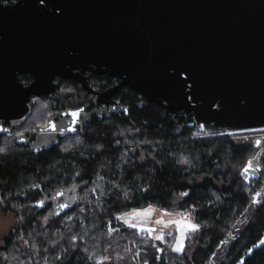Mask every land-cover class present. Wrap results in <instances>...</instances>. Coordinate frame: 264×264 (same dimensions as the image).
I'll return each mask as SVG.
<instances>
[{"label":"trees","instance_id":"trees-1","mask_svg":"<svg viewBox=\"0 0 264 264\" xmlns=\"http://www.w3.org/2000/svg\"><path fill=\"white\" fill-rule=\"evenodd\" d=\"M91 81L102 88L112 79ZM54 95L74 105L89 94L59 79ZM116 96L130 106L127 115L92 121L83 134L64 135L38 152L17 140L23 128L0 133V210L17 218L2 238L0 264H206L263 187V140L235 141L251 131L174 121L155 100L139 106V93L128 86ZM46 101L33 105L22 127L45 121L53 111ZM146 207L190 214L198 228L184 251L122 222L126 212ZM263 234L264 195L217 264H235ZM242 264H264V246Z\"/></svg>","mask_w":264,"mask_h":264},{"label":"water","instance_id":"water-1","mask_svg":"<svg viewBox=\"0 0 264 264\" xmlns=\"http://www.w3.org/2000/svg\"><path fill=\"white\" fill-rule=\"evenodd\" d=\"M86 70L119 82L95 91ZM56 77L95 95L87 113L63 112L61 134L79 125L72 112L88 119L126 109L111 98L120 86L157 101L174 121L262 128L264 0H0V133L26 122L34 96L52 97ZM261 241L264 234L235 264Z\"/></svg>","mask_w":264,"mask_h":264},{"label":"flooded vegetation","instance_id":"flooded-vegetation-1","mask_svg":"<svg viewBox=\"0 0 264 264\" xmlns=\"http://www.w3.org/2000/svg\"><path fill=\"white\" fill-rule=\"evenodd\" d=\"M84 76L87 78L89 87L95 91H102V90H104L108 87H111V86H113L119 82V79L116 77L107 76L104 74H95L91 70H86L84 73ZM97 76L110 77L112 79V81L108 85H106L105 87L97 88L91 83L92 82L91 80ZM59 79H62V78L56 77L57 85H58ZM73 82H78L81 85V83L77 80L73 81ZM120 87H122V86H120ZM83 89H85V88H83ZM117 89H116V91H117ZM85 90L89 94V95H87V98L85 100H82L81 102H79L77 104H74V105H67V104H63L60 101H57L55 99L54 92H53L52 97H47V96L40 97V98L45 99V100L47 99V101H46L47 106H49V109L53 110V111L46 114L45 121L42 124H35L33 126L22 127L26 123L25 122L20 127V128H23V130L20 132V134L16 135L17 140H20V143H22V145L24 147L28 148V150L38 152V151H41L42 149H46V148L52 146L53 144L58 143L59 138H61L64 135L73 134L76 132L83 134L85 128L87 126H89L92 123V121H102L104 119L112 118V117H114V115L121 116V115H127L128 114L130 106L128 104L123 103L121 98L116 96V91H115L114 95H112L111 98L112 99H119L120 103L122 105L126 106V109L120 110L118 112L110 113L109 115H103L101 117L91 115L88 119H86L85 117L80 115V117H78L76 119L79 121V125L74 127L73 128L74 130L66 131V133H64V134H61L63 131H58L56 129L53 130L52 125L56 126L58 124H62L63 121H65V119L69 118L68 115L67 116L63 115V112H66L69 108L85 106L83 109H81V113L85 114L94 107V103L92 102L93 98L95 96L94 93L89 92L87 89H85ZM35 97L36 96L33 97L34 103L32 104V107L35 104ZM138 98H139V100L137 101V104H139V106H142L143 104H145L147 102L143 98H140L139 96H138ZM108 105L111 106V102H109ZM31 114H32V112H31ZM29 117L27 118V120L29 119ZM184 119H187V118H184ZM20 128H18V129H20ZM242 131H244V130H242ZM248 131H251L250 135H248V137H250V141L247 142V140H245L246 143H243L244 145L253 146L254 144H259L260 138L263 140V143H264V127L256 128V129H248ZM263 195H260L258 197L261 199Z\"/></svg>","mask_w":264,"mask_h":264},{"label":"rangeland","instance_id":"rangeland-1","mask_svg":"<svg viewBox=\"0 0 264 264\" xmlns=\"http://www.w3.org/2000/svg\"><path fill=\"white\" fill-rule=\"evenodd\" d=\"M41 99L42 98L36 96L35 97V103L36 102L39 103V101ZM200 129H203V128L200 126ZM208 131L209 130H204V133H207ZM245 140H247V142H249L250 141V137L242 136L241 134H239L238 138L235 141H236V143H246ZM72 141H75V139H73ZM68 144H69V142H68ZM262 184H263L262 189L251 197V200H250L249 204L247 205V207L245 208V210L241 213V215L233 223V226H232L231 230L229 231L228 235L226 236V238L224 240H222L219 243V246L217 247L215 253L210 257V259L207 261L206 264H217L219 262V260L224 256V254H225L226 250L228 249L230 243L232 242L233 238L240 231L242 226L245 224V222L250 217L252 211L255 209V207L260 202V198L258 196L264 194V178L262 179ZM145 210H151V212L153 210V212L151 213V215H147V216H145V215H135V213H142ZM157 211H159V209H156V208L155 209L154 208H151V209L140 208V209L132 210V211L128 212L127 214L125 213L122 217H125L126 222L128 224H132V225L133 224H135V225L136 224H142L141 222H143V221L146 222L148 220H153L154 218L157 219L158 218L157 215H156L157 213L159 214L160 218H163V219L167 218L165 215H163L165 213H160V212H157ZM164 211H169V210H164ZM181 212H182L181 218L178 219V220H174V221H183L185 223V225L187 223H191V224H195L196 225V223L192 220V218H191V216H190V214L188 212H184V211H181ZM160 218L155 220L153 223H150V222L146 223L148 225L143 226V229H152L154 231V228L158 227L157 224L158 225H161V223L162 224H168L166 226V228H168L170 225H174L175 226V224H176V223H168V222H166V220H163V219H160ZM157 221H162V222L161 223H157ZM122 222L124 223V221H122ZM150 224H152V225H150ZM154 224H156V226H153ZM176 225H177V229H176V233H175L173 242L171 244V247L174 250L177 241L180 239V233L183 230L185 232V236H184V243H183V250L182 251H184L187 237H188L189 233L192 230L186 229V228L182 229L180 225H178V224H176ZM128 226L132 227L131 225H128ZM16 227H17V218L15 217V214L10 213V212L9 213H5V212H2L0 210V244L2 242V238L5 235H7V233L10 230H12V229H14ZM138 230L139 229H137V231ZM182 251H179V252H182ZM160 252H162V249H160Z\"/></svg>","mask_w":264,"mask_h":264},{"label":"crops","instance_id":"crops-1","mask_svg":"<svg viewBox=\"0 0 264 264\" xmlns=\"http://www.w3.org/2000/svg\"><path fill=\"white\" fill-rule=\"evenodd\" d=\"M151 208H153V207H151ZM150 207H147V208H145V209H151ZM155 209V208H154ZM130 211H132V210H130ZM130 211H128V212H130ZM151 211V210H150ZM128 212H126V214L128 213ZM152 212H153V210H152ZM151 212V213H152ZM157 212H160V213H165V214H163V215H165L167 218L166 219H163V218H160V216H159V214L157 213L156 215H157V219H163V220H166V222H168V223H170V221H174V220H178V219H180L181 218V215H182V212L180 211V210H169V211H164V210H162V209H159V211H157ZM155 213V212H154ZM162 217V216H161ZM156 218H154L153 220H148V221H146V222H141L142 224H136L138 227H135L136 229H139L138 231H144V232H148L149 231V229H143V226H146V225H148V224H146V223H153L155 220H157ZM121 220L122 221H124V223H126V225H132V224H128L127 222H126V220H125V217H122L121 218ZM150 225H152V224H150ZM168 224H162L161 223V225H158L157 224V226L158 227H155L154 228V231H151L152 232V234H151V236H148V235H146L148 238H150V239H152V240H154V241H157V242H160L161 244H163V245H168L171 249H172V247H171V244H172V242H173V239H174V236H175V233H176V229H177V225L175 224V226L174 225H170L168 228H166V226H167ZM153 226H156V224H154ZM134 228V227H133ZM191 232H193V231H191ZM190 232V233H191ZM190 233H189V235H190ZM160 235H162L163 236V239H156V237L157 236H160ZM188 235V236H189ZM173 250V249H172ZM173 251H175V250H173ZM175 252H178V251H175Z\"/></svg>","mask_w":264,"mask_h":264},{"label":"snow or ice","instance_id":"snow-or-ice-1","mask_svg":"<svg viewBox=\"0 0 264 264\" xmlns=\"http://www.w3.org/2000/svg\"><path fill=\"white\" fill-rule=\"evenodd\" d=\"M78 115H79L78 112H72L71 113L72 122L73 123H75L76 118L78 117ZM55 127H56L55 125H52L53 130H55ZM72 130H74V129H72ZM249 167H251V162L249 164ZM248 171H249V168L246 167L244 169V173H247ZM61 207H67V205H62ZM135 215H145V216H147V215H151V211L150 210H145L142 213H135ZM161 222L162 221H157V223H161ZM170 223H176V224L180 225L182 229H185L186 228V229H190L192 231H195L198 228L197 225L191 224V223H187L185 225V223L183 221H170ZM131 226L132 227H138L135 224H133ZM151 231H153V230L152 229H149V232H151ZM184 236H185V232L182 230L181 233H180V239L177 241L176 246L174 248L175 251H178L179 252V251H182L183 250ZM156 239H163V236L162 235L157 236ZM261 243L264 244V241H261Z\"/></svg>","mask_w":264,"mask_h":264},{"label":"built area","instance_id":"built-area-1","mask_svg":"<svg viewBox=\"0 0 264 264\" xmlns=\"http://www.w3.org/2000/svg\"><path fill=\"white\" fill-rule=\"evenodd\" d=\"M201 126H203V125H201ZM6 134H10L11 132H10V130L9 131H7V132H5ZM138 233L139 234H141V235H148V236H151V234H152V232H144V231H138ZM161 249V247H159V249L158 250H160Z\"/></svg>","mask_w":264,"mask_h":264}]
</instances>
